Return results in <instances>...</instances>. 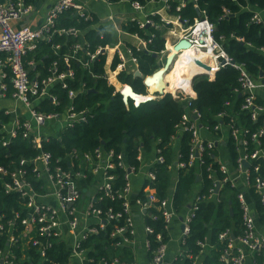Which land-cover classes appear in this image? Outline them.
Segmentation results:
<instances>
[{
  "label": "built area",
  "instance_id": "built-area-1",
  "mask_svg": "<svg viewBox=\"0 0 264 264\" xmlns=\"http://www.w3.org/2000/svg\"><path fill=\"white\" fill-rule=\"evenodd\" d=\"M108 4H130L134 14L130 21L135 22L139 28L149 26L158 27L155 23V16L159 15L161 21L166 25L174 28L175 24L168 17L177 18L181 28L182 36L174 39L172 42L166 40V50L161 55L166 56L174 51V45L180 40H187L191 44L190 49L203 51L204 54L213 60V76L224 68L231 67L239 74V88L235 92L241 95L243 102L240 106L242 112L249 114L252 122L258 123L256 130L252 131L245 125L238 123L235 118L231 117L226 111L221 112L216 117L218 120L229 118L225 125L222 123L214 127V131L219 133V137H214L213 130L209 126L201 123L202 115L193 108L192 102L196 99V93L190 87V94L179 90L176 100H186V112L182 117L180 124L176 127V134L172 137L174 146L178 143V136L182 133L191 135V147L189 155V167L195 165L205 168L208 178L214 181V187L210 190L209 199H216L218 192L224 183L230 182L233 188H236L237 178L230 177V170L226 163L220 157H213V162L205 160V154H211L214 149L220 150L225 148L223 142L233 140L238 152L236 172L244 178L246 186H251L252 172L250 167L260 158L264 159V104L259 102L256 91L264 87V76L255 79L247 70L243 63H237L232 56L226 51L223 45V37L215 38L216 26L208 17L206 11H202L196 4L200 15L192 21L183 20L180 16L170 14L172 4H176V9L180 11L185 8L188 2L192 0H150L143 4L141 0H100ZM196 2L197 0H193ZM237 4L242 11L251 14V22L264 27V10L257 5H252L249 0H230ZM33 10V3L27 0H0V100L10 98L25 109V114H16L11 110H5L6 115L11 116V120L2 126L0 135L5 134L3 146L7 147L14 138L20 133L29 140L36 154L30 157H22L19 160H12L7 166H0V184L6 194H18L20 213L25 214L21 220L23 225V238H28L26 242L32 243L34 247H39L42 255L49 248L48 242L53 239L54 242H65L69 249V264L78 260L81 264H137L122 263L116 258L92 256V246L84 247L83 244L91 236L108 232L109 226L112 227L110 237L114 240V245L118 248L130 247L136 234L135 221L130 211V198L133 194L132 180L142 171V151L140 150L139 161L141 167L136 169L130 166L126 161L124 153H116L114 150L105 151L101 147L91 153H80L77 150L66 153L57 159L53 154L43 149V144L49 142L52 136H57L61 131H57L59 123L66 125L65 129L73 128L77 124L87 123L91 118V113L77 109L75 100L79 91L70 88V82L75 81V72L71 67L72 60H78L84 67H88L100 54H106L103 50H109L110 47H100L95 53L86 49L83 42L73 45L70 48L71 54H59L60 45L54 43V36L58 35H79L80 32L73 29L56 30L58 19L66 12H72L79 19L85 21L92 16L86 10V4L81 0H57L46 13L44 21L38 27L21 26L15 27L14 23L21 22L29 16ZM229 11H226V14ZM171 28V29H172ZM169 30L170 33L172 32ZM168 32V31H167ZM140 41V46L133 45L138 49H146L147 43H151L154 35L147 41L135 35ZM238 41L244 42L243 38H237ZM41 43L52 46L58 56V60L53 62L49 69V75L45 76L34 59H28L31 52L38 49ZM170 44V46H169ZM253 48L252 44H247ZM114 56L109 64L110 74H114L117 79L121 71H127L129 62L137 63L133 56L131 48L116 43L114 47ZM184 50L180 51L183 52ZM264 53V47L259 49ZM78 53L79 56L78 57ZM118 58L120 63L116 69L112 70L114 60ZM67 67V70H60V61ZM107 66V63H106ZM105 66V70H106ZM31 71H34L33 77ZM109 82V74L106 70ZM10 74L9 82L13 87L11 96H8L9 85L5 82ZM201 75V74H200ZM56 84H61L62 89L68 90L67 100L62 109L56 112L48 113L45 110L38 109V105L43 101H50L54 106L59 107L64 101L52 93V88ZM84 89V85L81 86ZM230 106V103H227ZM26 114H30L31 120L27 119ZM64 129V130H65ZM54 130V132L52 131ZM206 134V136H205ZM212 135V137H211ZM221 144V146H219ZM251 147V149H250ZM161 151L155 149L156 158L146 166L144 184L152 183L156 180V175L152 170L156 164H164L165 158L160 155ZM176 167L179 165L178 161ZM249 163L245 168L244 164ZM214 164H217L219 172L224 175L223 181H216ZM125 172V185L117 191L118 199L121 200V210L115 211L113 208L103 210L96 208L95 203L102 201L98 194L112 196L113 187L115 186L116 175L112 172L117 170ZM255 173L259 172V166L255 167ZM91 181L89 183V178ZM178 182V174L174 177L170 194L160 202L159 209L161 217L165 222V229L170 238L171 226L177 219L178 213L173 202V194ZM253 187L260 196L261 203L264 205V180L257 177L253 182ZM90 190L91 193L85 205L82 204L85 193ZM218 190V191H217ZM147 200L141 203L145 212L157 202L155 193L148 191ZM237 199L242 211V235L238 238L242 246L252 250H260L264 247V238L259 236L256 231V222L254 214L250 208L248 198L245 193L238 191ZM193 202V203H192ZM189 211L185 214L182 221V230L180 240L182 247L186 238L191 234L190 224L195 217V212L199 209L200 198L195 196L190 202ZM20 213H16L14 221L21 218ZM3 214H0V241L4 233ZM12 220L8 222L9 226ZM69 236H67V233ZM146 233L153 234L154 229L146 226ZM231 231L227 230L220 236L221 240H229ZM156 240L159 246L153 251L152 264H174L175 258L171 262H166L168 253V241L165 242V236L158 233ZM232 240L226 250V258L230 264H245L243 252L239 249L232 251ZM19 242L18 238L12 235L9 239V248L0 250V264H11L12 251L11 247ZM202 245L203 251L205 244ZM146 247L151 251V242L147 238ZM202 251V252H203ZM180 256V255H179Z\"/></svg>",
  "mask_w": 264,
  "mask_h": 264
},
{
  "label": "trees",
  "instance_id": "trees-1",
  "mask_svg": "<svg viewBox=\"0 0 264 264\" xmlns=\"http://www.w3.org/2000/svg\"><path fill=\"white\" fill-rule=\"evenodd\" d=\"M150 0H141L147 4ZM252 5H257L264 10V0H249ZM34 3V0H27ZM196 4L202 11H206L212 23L216 26L215 38L223 37V45L226 51L237 63L246 65L249 73L255 78L261 74L264 76V53L259 49L264 47V27L251 22V14L242 11L240 7L230 0H197L188 2L185 8L180 11L176 9V4H172L170 14L180 16L181 19L191 21L198 16ZM226 11L229 13L226 14ZM92 20L79 19L72 12H66L57 21L56 30H70L80 32L79 35H58L54 36V43L60 45L59 54H71L70 48L78 43H85L86 49L95 53L100 47H114L116 35L108 29L99 27L98 18L92 15ZM155 23L158 27L149 26L139 28L135 22H127L122 30L132 35H138L144 41L154 35L151 43H147L146 49H138L131 44L133 56L137 60L139 70L144 77L156 72L161 64L158 58L166 50L165 34L172 26L161 21V17L156 15ZM175 25L174 28H177ZM237 38H243L240 42ZM252 44L253 48L247 46ZM156 54L158 57H154ZM169 53L167 57L170 55ZM78 57L79 53H78ZM28 59H34L37 68L42 70L45 76L49 75V69L53 62L58 60L55 50L51 45L41 43L38 49L31 52ZM107 55L100 54L98 57L84 67L78 60L71 61V67L75 72V81L70 82V88L79 91L75 100L78 110L91 113V118L87 123L77 124L73 128H68L57 136H52L49 142L43 144V149L53 154L54 158L64 156L66 153L77 150L80 153H91L101 147L105 151L114 150L116 153H124L126 161L136 169L141 167L138 157L140 150L151 152L154 149L161 151L160 155L165 158L164 164H156L152 169L156 175V180L152 183L146 182L139 194V200L144 203L146 193L153 192L157 196V202L147 212V226L154 229L153 234H148L147 238L151 242L152 250H156L159 242L156 240L158 233L165 236V242L169 240L168 232L165 229V222L161 217L159 209L160 202L170 194L174 177L178 174V182L173 194V202L178 214L186 213V209L192 205L191 200L196 186H201L197 194L200 198L199 209L195 212L190 228L191 234L186 238L182 247V255L178 256L174 264H197L196 261L202 256V244L209 243L213 250L203 258L201 264H230L226 258V250L232 240L238 239L243 232L242 212L237 199L238 190L233 188L231 183H224L217 195V200H210V190L214 187V181L208 178L205 168L195 165L189 167V155L191 147V135L188 133L179 134L178 147L172 143V137L176 134V127L180 124L186 112V100H176L171 93L163 97L144 103L138 107L132 100L129 106L124 102L123 95L115 85L111 84L107 78L105 66ZM120 60L116 58L112 65L114 71ZM60 70H67V67L60 61ZM134 72L121 71L118 74V81L123 85H131L135 92L146 95L147 89L144 79L134 78ZM34 71H31L33 77ZM114 76V74H112ZM238 72L231 67L224 68L216 73L214 77L204 74L197 75L193 80V90L196 99L192 102L202 115L201 123L209 126L213 130L214 137H219V133L214 131L217 124L225 125L229 118L218 120L219 113L226 111L228 114L237 116L242 124L247 128L255 129L257 123L249 119V115L240 110L243 99L235 92L239 88ZM10 74L5 82L9 85L8 96H11L13 87L9 82ZM116 83L114 77H112ZM176 81L169 80V88L173 89ZM119 84V83H118ZM84 85V89L81 86ZM117 86V85H116ZM120 86V85H119ZM122 87L120 90H123ZM181 90L182 88H178ZM52 93L64 99L62 105L54 106L50 101H43L38 105V109L48 113L56 112L69 103L67 98L68 90L62 89L61 84H56L52 88ZM263 104L262 101H259ZM230 103V106H227ZM5 110H0V130L3 125L10 122L11 116L6 115ZM5 134L0 135V166H7L12 160H19L22 157H30L36 154L29 140L20 133L13 139L7 147L3 146ZM229 153L234 168L237 167L238 152L233 140L229 139L225 146ZM251 149V147H250ZM218 156L216 148L209 155L205 154L207 162H213V157ZM183 167H176L175 163ZM259 166V172L255 173V167ZM252 172L249 195L253 199L259 212H263V205L260 196L253 187V182L257 177L264 180V159L260 158L250 167ZM215 180L223 181L224 175L219 172L217 164H214ZM116 175L115 186L112 196L98 194L102 198L100 203H95L96 208L103 210L113 208L115 211L121 210V200L118 199L117 191L125 185L123 170L112 172ZM199 178V180H198ZM89 183L91 177L89 178ZM16 213H20L18 194H6L0 184V214L4 218V233L0 241V250L9 248V239L12 235L18 238L19 242L12 246L11 264H69V249L65 242H48L49 248L45 255L39 247H34L32 243L26 242L28 238H23V225L21 220L25 214L20 213L21 218L14 221ZM12 220V226L8 222ZM112 227L108 232L91 236L84 247L92 246V256H102L106 258H116L122 263L135 262V255L131 247L118 248L114 245V240L110 237ZM227 230L231 231L229 240H221L220 236ZM234 249H232L233 251ZM95 264V263H86Z\"/></svg>",
  "mask_w": 264,
  "mask_h": 264
},
{
  "label": "crops",
  "instance_id": "crops-1",
  "mask_svg": "<svg viewBox=\"0 0 264 264\" xmlns=\"http://www.w3.org/2000/svg\"><path fill=\"white\" fill-rule=\"evenodd\" d=\"M57 0H34L33 3V10L29 16L24 18L21 22L14 23L15 27H21V26H30L32 28L38 27L45 19L46 13L48 12L49 8L56 2ZM86 4V10L89 14L95 15L98 18V28L102 27L105 29H108L109 32H112L116 35V43H119L121 46L124 45L127 47L128 44L140 46V41L135 35L126 33L122 30V27L124 24H126L128 21L131 20L134 11L130 4H108L100 0H81ZM121 10V11H120ZM0 35H1V28H0ZM132 64V61H130L129 65ZM135 66L130 68L128 66L129 72H131L130 69L135 72L137 69H139L137 63H133ZM111 77H114L111 74ZM115 79V77H114ZM116 82L119 83V85H122L118 81V78L115 79ZM113 85L116 84L113 82ZM181 85V84H180ZM174 86L175 90L173 93L177 94L179 91V86ZM118 90V88H117ZM184 90V87L181 89ZM119 91V90H118ZM172 91V90H171ZM256 95L258 96L259 101H262L264 104V87H260L256 91ZM240 97V95H239ZM242 98V97H240ZM0 110H11L13 113L16 112V114H25L26 111L23 108L21 104L16 103L10 98L2 99L0 100ZM247 115H249L247 112H245ZM235 120L242 124L237 116H233ZM255 123V122H254ZM258 124V123H257ZM244 125V124H242ZM258 127V125H257ZM256 127V128H257ZM250 129L252 131L256 130ZM54 132V130H52ZM206 136V134H205ZM212 137V135H211ZM224 146H227V142H223ZM221 146V144L219 145ZM175 147L177 148L178 145L176 144ZM218 151V156L221 160L227 164L230 170V177L231 178H237L236 182V189L238 191H242L246 194L248 198V202L250 204V208L254 214L255 222H256V231L259 236L264 238V205H263V212H259L257 206L255 205L253 199L249 195V186H246L244 182V178L239 175L235 168L232 165L231 157L229 153L227 152L226 148H220V150L216 149ZM156 158L155 149L151 152L142 151V171L140 174L133 178L132 184H133V194L130 198V211L135 221V229L136 234L134 236V241L132 245L130 246L134 252L135 255V262L137 264H152V257L150 252L148 251L146 247L147 242V233H146V218H147V212L142 208L141 203L139 202V194L142 192V189L144 187V181L145 178V171L146 166L150 165ZM91 193L90 190H88L85 194V198L82 202L83 205L86 204L88 199L87 194ZM198 192L193 193L192 200L195 196H197ZM90 196V194H89ZM191 200V201H192ZM190 206L186 209V213L178 214L177 219L173 222L171 226V233L170 238L168 240V253L166 256V262H171L175 258H177L179 255H182V245L180 240V233L182 230V221L185 216L187 215L189 211ZM241 210V209H240ZM242 212V211H241ZM67 236H69L68 232L66 233ZM233 251H237V249L241 250L243 252V255L245 257V264H264V247L260 250H252L248 247L242 246L240 244V241L236 239L232 243ZM213 250V246H210L207 242L205 244V249L202 252V257L196 261L197 264H201L203 261V258L208 254V252ZM245 250V251H244ZM73 264H81L78 262V260H75Z\"/></svg>",
  "mask_w": 264,
  "mask_h": 264
},
{
  "label": "water",
  "instance_id": "water-1",
  "mask_svg": "<svg viewBox=\"0 0 264 264\" xmlns=\"http://www.w3.org/2000/svg\"><path fill=\"white\" fill-rule=\"evenodd\" d=\"M197 14L200 15V12L199 10L197 9ZM191 48V44L189 41L187 40H180L178 43H176L174 45V51L168 56V58L166 59V62H165V65L162 67H160L156 72H154L152 75H149V76H146L144 77V75L142 74V72L137 69L134 73H133V76L134 78H142L144 79V85L147 89V94L144 95V94H139L137 92H135L134 88L131 86V85H124V89L123 90H119L121 92V94L123 95V99H124V102L127 106H129V101L132 100L135 104L136 107L144 104V103H147L149 101H152V100H155L157 98H160V97H163L164 95L170 93V92H166V88H167V85L164 81H163V77L165 76V74L169 71V69L172 67L173 63H174V60H175V51H182V50H186V49H189ZM104 53H107V50H103ZM154 57H158L156 54H154ZM208 59L212 60L211 58L208 57ZM212 64L213 63V60H212ZM160 65V63H159ZM200 74H204V73H199V74H196L194 75L190 82H189V89L191 87L192 89V83H193V80L194 78L197 76V75H200ZM261 78H263V74L260 75ZM155 86V89L153 91V93L150 91V88L154 87ZM157 87V88H156ZM187 89V88H186ZM185 92V91H184ZM187 94L189 95L190 94V91H187ZM148 94H153L152 96H149ZM173 96H176L177 94L175 93H171ZM241 97V95H240ZM175 165H177V162L175 163ZM244 167L245 168H248L249 167V163H245L244 164ZM199 180V178H198ZM218 191V190H217ZM89 196V194H87Z\"/></svg>",
  "mask_w": 264,
  "mask_h": 264
},
{
  "label": "bare ground",
  "instance_id": "bare-ground-1",
  "mask_svg": "<svg viewBox=\"0 0 264 264\" xmlns=\"http://www.w3.org/2000/svg\"><path fill=\"white\" fill-rule=\"evenodd\" d=\"M168 19L172 20V22L175 25H178L177 28H173L171 35H170V39H177L178 37L182 36V28H181L177 18L168 17ZM169 46H170V44H169ZM174 53H175L174 63L178 62L180 57L184 56V58L177 63V70L172 75V77H173L172 79L177 82V85L181 84L180 86L182 88H183V86H185L183 91H185V92H186V90L190 91V89L188 88L189 82L194 75L199 74V73H204V74H211L213 76V74H214L213 67L214 66L212 64V60L208 59L209 56L204 54L203 51H197V50L189 48V49L184 50L183 52H180V50H179V51H175ZM174 63L172 65V67L169 69V71L163 77V81L166 84H168L165 91L170 92V93H173V91L175 90V88H173V89L169 88V80H168L170 78L169 73L171 72V70L174 66ZM154 89H155V86L153 88L151 87L150 91L153 93ZM148 95L152 96L153 94H148Z\"/></svg>",
  "mask_w": 264,
  "mask_h": 264
},
{
  "label": "rangeland",
  "instance_id": "rangeland-1",
  "mask_svg": "<svg viewBox=\"0 0 264 264\" xmlns=\"http://www.w3.org/2000/svg\"><path fill=\"white\" fill-rule=\"evenodd\" d=\"M173 27V26H172ZM173 30V28L171 29V31ZM170 35H171V33H170V31H168L166 34H165V37L167 38V40L168 41H170V42H172L174 39H170ZM106 55H107V66H106V70H107V72H108V74H109V78L112 80V77H111V74H110V72H109V64H110V62H111V60L113 59V56H114V50H113V48L112 47H110L109 48V50L107 51V53H106ZM168 57L165 55V54H163V55H161L159 58H158V64L160 63L161 64V66L163 67L164 65H165V62H166V59H167ZM184 58V56H182V57H180V59H179V61H181L182 59ZM178 61V62H179ZM178 62H176V63H174V66H173V68H172V70H171V72L169 73V76H170V78L168 79V80H172V75L176 72V70H177V63ZM130 63V62H129ZM130 68H132V67H134L135 65L133 64V62H132V64L131 65H128ZM128 70V69H127ZM131 70V72H133V70L132 69H130ZM111 82H113V80L111 81ZM117 86H116V89L118 88V90H120L123 86L122 85H120L119 86V84H118V82H116L115 83ZM181 87V86H180ZM184 88H185V86H183ZM182 88V87H181ZM147 93V92H146ZM26 116H27V119L28 120H31L32 118H31V116H30V114H26ZM66 128V125L65 124H63V123H59V127H58V132L59 131H63L64 129ZM201 190V186H196V188H195V190H194V193L195 192H198V191H200Z\"/></svg>",
  "mask_w": 264,
  "mask_h": 264
}]
</instances>
